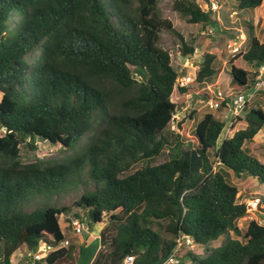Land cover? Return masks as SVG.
Returning <instances> with one entry per match:
<instances>
[{
    "label": "trees",
    "instance_id": "16d2710c",
    "mask_svg": "<svg viewBox=\"0 0 264 264\" xmlns=\"http://www.w3.org/2000/svg\"><path fill=\"white\" fill-rule=\"evenodd\" d=\"M263 1L235 0L234 6L253 11ZM171 6L189 23H218L197 0H174ZM244 26L248 45L230 58L229 74L231 84L248 90L264 65V43L249 20ZM162 31L178 39L183 55L193 54L195 47L161 15L158 0H0V264H11L23 245L33 249L39 241L57 245L64 239L69 244L49 253L44 264H75V250L80 253L85 242L67 237L59 222L70 207L45 203L27 210L26 204L34 195L62 190L84 165L92 188L73 205L91 228L106 215L117 220L109 258L100 262L99 250L92 264H120L128 254L135 264H160L180 233L203 247L201 253L186 251L181 264H264V225L251 219L239 226L246 205L229 180L230 174L252 176L264 186V163L246 146L264 126L259 105L245 103L237 117L244 126L219 146L225 123L205 112L188 148L176 134L170 159L119 176L168 143L164 130L178 106L171 100L178 72L159 46ZM215 58L203 53L197 86L215 82ZM239 59L256 70L237 66ZM176 90L211 97L192 87ZM197 112L189 109L188 118ZM88 132L83 151L65 162L20 160V146L34 149L36 138L73 149ZM66 222L69 230L72 219ZM154 222L164 223L167 236L153 229Z\"/></svg>",
    "mask_w": 264,
    "mask_h": 264
},
{
    "label": "rangeland",
    "instance_id": "374dc122",
    "mask_svg": "<svg viewBox=\"0 0 264 264\" xmlns=\"http://www.w3.org/2000/svg\"><path fill=\"white\" fill-rule=\"evenodd\" d=\"M173 1L174 0H158L161 15L163 17L169 18L175 28L184 36L187 44H191L195 47L193 54L183 55L179 50L178 39L170 32H161L159 46L169 52L171 57V64L178 72V75L194 76L195 72L192 68V65L197 67L202 61L203 53L210 52L215 54L216 58L214 60V66L219 70V74L215 80L216 82L218 79V83L213 84L214 86H212L211 95H213V97L218 100L216 97L218 91H220L225 96L228 95L229 91L235 92L238 88L240 91H246L244 90V87L229 83L231 80L229 74V60L238 52V50L245 49L248 45V37L246 35L247 30L244 26L245 21L249 20L253 25L254 20L259 16V18H257V21L255 20L256 22L253 26V34L256 35L258 39L264 40V3L259 11H255V14L253 15V11L251 10H238V13L232 14V12L236 9L234 6L235 0H197L201 8L203 10H211V17L214 20L218 21L217 24H201L189 23L186 21V19L182 18L178 12L172 9L171 4ZM36 54V51L29 53L26 56L27 60L32 61ZM235 64L248 71L256 70L250 63H247L244 60H236ZM250 79L251 78H249V80ZM249 82L250 84L252 83L251 80ZM202 86H197L195 82H193L188 87L196 88L199 91L201 90L200 88ZM193 96H199V98L195 99L193 106L197 109L198 112L193 119L187 118V120L182 122V128L178 129L176 126L177 122L181 120V118H183L186 109H191L190 107L193 102ZM259 97L263 98H261L262 101L261 99H258ZM171 100L173 102H176L178 106L175 110V115L177 117H175L174 120H172L164 130V135L167 137L168 143L162 148L161 152L158 155L148 159H143L137 163L132 164L127 170L119 174L120 177L131 174L139 168L148 165H156L170 159L172 155L171 147L174 144V138L176 134H180L179 139L181 140L182 148H188L191 144L190 141H188V138L193 134L194 124L202 116L203 113L212 112L214 116L219 120L223 121L225 124L227 123L228 116H226V110L224 108L212 110L207 107L205 99L201 97V91L198 93V95L190 93L189 99L186 100V98L182 94L174 89L171 95ZM251 101L250 106L259 105L260 107H262V109H264V89L256 92ZM243 126L244 124L242 122H239L238 120L232 123L229 128H227L226 125L222 138L230 136L235 130ZM89 135L90 133L88 132L85 135L81 136L78 144L73 149L56 146L46 140L36 138L34 141V149L25 144L20 146V160L23 163H30L37 159H41L45 162H65L70 157L75 156L83 151L84 147L87 144ZM257 137L258 135H256L251 140H248L246 146L251 149V153L253 156H255L260 162L264 163V133L258 140H256ZM210 159L214 165L215 157L212 151L210 152ZM217 167L218 165L215 166V168ZM86 170L87 166L84 165L80 173L75 172L73 175L69 176L70 180L62 190L52 191L50 193H44L41 195H34L26 204L27 210L33 209L38 204L45 203L52 204L57 207H70V211L68 213L61 214L59 216V222L63 231L66 232L67 237L74 239V237L76 236L78 237L77 239L80 240L79 243L85 242V244L82 246V248L85 246L82 251V255L81 253H79L78 248L75 250V256H78V259H75V264L88 263L90 256L94 251L96 243L99 244L100 242V240H89L88 236L94 233H98V235L102 236L101 243L103 244L100 249V262H103L105 258L108 259L111 250L109 240L114 235L115 226L117 225V220L109 221V218L106 215L104 218V222L100 226L91 228L90 225L86 222L85 214L82 213V211H80L78 207L73 205V201L78 198L85 189L92 188L91 182L88 181ZM229 180L233 182L239 190L238 194H240V197L238 198V201L243 202V200L249 199L253 196H259L263 199V201L261 200L259 202L260 207H258L256 211H246L245 216L238 221L239 226L244 229L251 219H255L260 224L264 225V186L252 176L242 175L241 177H236L233 174H230ZM84 182L87 183L84 185ZM75 214H78L80 216L81 220L84 221L83 224L88 228L87 230H83L77 235L73 231L71 226L69 230L65 228V225L67 223L66 220L76 219ZM151 226L160 235L167 236L164 232V223L154 222ZM220 241L221 237L209 242V246H216L220 243ZM22 248H24V245L21 246L18 251L22 252ZM194 251H196V253H201L203 251V247L201 245L194 246ZM80 256L81 258L79 259Z\"/></svg>",
    "mask_w": 264,
    "mask_h": 264
},
{
    "label": "built area",
    "instance_id": "2783aa9c",
    "mask_svg": "<svg viewBox=\"0 0 264 264\" xmlns=\"http://www.w3.org/2000/svg\"><path fill=\"white\" fill-rule=\"evenodd\" d=\"M192 68L195 72L194 76H190V75L177 76L175 80L176 89L178 87H188L191 83L195 82L196 72L198 68L194 65H192ZM200 89L212 93L211 84L204 85ZM261 89H264V65L260 66L257 69L256 74L248 90L235 91V92L231 91L226 96L222 94L220 91H218L216 94L218 100H216L215 97L211 95L210 98L205 100V103L207 107H209L212 110H218L220 108H225L228 110L229 122L227 128H229L232 125V123L237 121V117L242 113L245 103L250 102L255 96L256 92L260 91ZM175 117L177 116L174 115V118ZM216 165H217V161L214 162L213 168H215ZM243 202L246 205V211H256L259 206L260 197L253 196L249 199L243 200ZM71 226L76 234H79L83 230L88 229L87 226H85L83 222L79 221L78 219L72 220ZM174 242L175 244L172 252L166 258H164L160 262V264H181V256L186 251L191 250L193 252H196L194 251V246L197 245L194 243L193 238L190 236L180 233L177 236H175ZM68 244H69L68 239H64L62 242H60L57 245H52L44 241H39V243L35 248L26 249L25 253L22 255L23 257L22 264H40L41 262H44L45 257L48 256L49 253H51L57 248L65 247ZM120 264H135L134 256L129 254L126 255Z\"/></svg>",
    "mask_w": 264,
    "mask_h": 264
},
{
    "label": "crops",
    "instance_id": "0c3cea01",
    "mask_svg": "<svg viewBox=\"0 0 264 264\" xmlns=\"http://www.w3.org/2000/svg\"><path fill=\"white\" fill-rule=\"evenodd\" d=\"M263 3H264V1L262 2V4L260 5V6H258V7H256L254 10H253V15L255 14V11H259V9L263 6ZM232 13H238V10H234ZM257 18H259V16L257 17ZM257 18L255 19L256 21H257ZM254 20V24H255V21ZM254 24H253V26H254ZM263 35H264V33H263ZM256 36V35H255ZM260 40V39H259ZM260 42H264V40H260ZM187 65H189V64H187ZM197 68H198V66H197ZM254 71V70H253ZM216 83H218V79H217V81L216 82H214V83H212L211 85L212 86H214L213 84H216ZM229 83H231V81L229 82ZM174 89H176V88H174ZM237 91V90H236ZM238 91H240V90H238ZM229 92H231V91H229ZM185 98H186V100H188L189 99V96H190V94H182ZM193 98H195V99H197V98H199V96H193ZM262 97H259L258 99H261ZM263 99V98H262ZM262 99H261V101H262ZM252 102V101H251ZM249 103V105H250V102H248ZM225 109V108H224ZM226 110V112H227V114H226V116H228V110L227 109H225ZM264 110V109H263ZM227 119H228V117H227ZM228 122H229V119L227 120V123L225 124V127H226V125H228ZM242 128V127H241ZM239 129V128H238ZM263 130H264V126L257 132V134L256 135H258V137H257V139L256 140H258L260 137H262V135H263ZM233 134V133H232ZM231 134V135H232ZM230 135V136H231ZM255 135V136H256ZM230 136H227V137H230ZM254 136V137H255ZM253 137V138H254ZM223 138H225V137H223ZM223 138H221V140L219 141V140H217V146H219V144L221 143V141H222V139ZM219 139V138H218ZM256 140H255V142H256ZM71 228H72V226H71ZM77 235V234H76ZM88 238H89V240H91V239H93V241L95 240H100V242H99V244H97L96 243V245H95V248H94V251H93V253H92V255L90 256V259H89V261H88V263L87 264H92L93 263V261H94V259L96 258V255H97V253H98V251L101 249V247H102V243H101V239H100V235H98V233H94V234H90V236H88ZM85 248V246L82 248V250L80 251V253H81V255H82V251H83V249ZM23 250H21L22 252H20V251H17V252H15L11 257H10V263L11 264H22L23 263V261H22V259H23V257H22V255L25 253V251H26V249H27V247L26 246H24V248H22ZM80 258H81V256H80ZM79 258V259H80ZM40 264H44V262H41Z\"/></svg>",
    "mask_w": 264,
    "mask_h": 264
},
{
    "label": "water",
    "instance_id": "95a60500",
    "mask_svg": "<svg viewBox=\"0 0 264 264\" xmlns=\"http://www.w3.org/2000/svg\"><path fill=\"white\" fill-rule=\"evenodd\" d=\"M194 102H195V98H193V102H192L190 108H192L194 106ZM188 111H189V109H186L183 118H181V120H179L177 122V125L176 126H177L178 129H181L182 128V122H184L185 120H187V118H188Z\"/></svg>",
    "mask_w": 264,
    "mask_h": 264
}]
</instances>
